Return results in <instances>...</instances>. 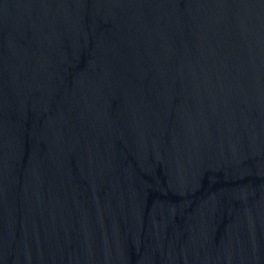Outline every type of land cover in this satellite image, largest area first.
Here are the masks:
<instances>
[{
	"label": "water",
	"instance_id": "1",
	"mask_svg": "<svg viewBox=\"0 0 264 264\" xmlns=\"http://www.w3.org/2000/svg\"><path fill=\"white\" fill-rule=\"evenodd\" d=\"M0 264H264V0H0Z\"/></svg>",
	"mask_w": 264,
	"mask_h": 264
}]
</instances>
